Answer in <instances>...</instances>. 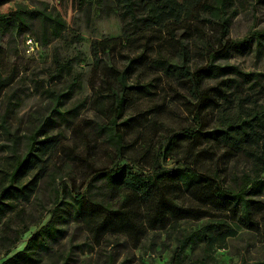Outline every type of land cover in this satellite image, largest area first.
<instances>
[{"label":"rangeland","instance_id":"374dc122","mask_svg":"<svg viewBox=\"0 0 264 264\" xmlns=\"http://www.w3.org/2000/svg\"><path fill=\"white\" fill-rule=\"evenodd\" d=\"M104 1L112 4L111 0ZM34 8L47 10L64 20L66 27L58 24L52 29L47 24L42 26L39 20H30V30L20 33L0 24V189L9 182L14 155L17 151L25 152L31 133L40 128L39 138L43 134L56 135L59 144L45 155L47 171L32 200L0 222V264H9L8 259L26 249L30 240L50 223L61 231L56 239H49V249L42 250L36 243L29 249L41 261L18 264H169L181 230L197 227L204 220H182L178 231L169 226L148 229L142 237L115 232L100 235L92 230L91 223L75 218L68 203L72 201L71 195L80 191H89L96 199L116 205L125 202L129 192H111L101 181L93 180L95 168H111L116 164L131 163L145 172L181 165L218 168L225 183L235 188L249 186L264 176L260 170L263 166L255 158L243 153L230 154L217 142L203 137L184 141L168 153L172 133L199 124L209 129L218 123L219 114L207 109L197 119L193 104L197 101L187 89L147 63L137 67L135 62L133 66L137 68L129 81L152 82L155 93L138 99L118 119L127 145L123 159L117 157L115 147L101 128L108 118L107 101L99 103L98 99L104 96L98 95L106 94L111 86L108 82L114 81L110 67L123 69L129 58L139 54L147 59L158 50L167 53L176 48L177 40L190 45L192 67L203 66L208 61V49L217 45L220 32L217 23L202 16L126 41L117 13H109L96 3L81 8L78 0H10L0 5V13ZM263 31L264 5L244 0L230 32V37L240 45L228 58H219L217 62L264 73ZM95 44L99 46V60L94 56ZM56 56L67 62L71 70L59 80L51 79ZM47 88L56 90L59 101L39 91ZM247 94L256 104L247 101L239 107L263 112L264 92L246 89L243 96ZM56 103L61 111L79 104L84 106L68 122L57 115ZM6 118L10 134L2 127ZM255 198L262 201L263 208L262 212H255L253 227L243 226L237 235L208 255L201 246L190 248L185 264H202L204 259L208 264L264 262V191ZM130 206L141 215L150 208L139 202H131ZM59 214L63 217H54Z\"/></svg>","mask_w":264,"mask_h":264},{"label":"trees","instance_id":"16d2710c","mask_svg":"<svg viewBox=\"0 0 264 264\" xmlns=\"http://www.w3.org/2000/svg\"><path fill=\"white\" fill-rule=\"evenodd\" d=\"M10 0H0V5ZM244 0H111L106 4L104 0H78L79 7L96 3L109 13H117L122 23L124 40L132 41L145 36L147 32L158 31L171 26L182 25L190 19L205 16L207 21L217 23L220 32L217 45L208 49V61L205 65L193 68L190 45L177 40V46L167 53L156 51L155 56L144 58L139 54L129 58L123 69L117 66L109 68V84L104 99L107 121L101 127L107 134L118 158L123 159L127 150L123 134L118 126L124 112L138 99L153 95L152 82L138 80L130 82L134 70L145 63L167 78L177 82L187 89L197 102L195 114L198 119L207 109L217 110L218 123L206 129L199 124L196 128L184 127L169 136L167 152L174 151L182 142L205 138L217 142L236 155L243 153L255 158L262 164L261 174H264V111L255 108L244 110L239 106L244 102L254 103L249 94L243 96L246 89L264 92V73L246 71L235 64L218 63L219 58H228L239 42L230 37L233 18L239 13V6ZM264 5V0H255ZM230 13V14H229ZM30 20H39L42 26L55 29L58 24L64 29L66 22L41 8L31 10H17L11 14L0 13V24L6 28H14L20 33L30 30ZM175 34L172 32V40ZM264 39V31L261 34ZM100 44V43H99ZM264 44V43H263ZM94 56L99 60V46L93 47ZM55 69L51 79L59 80L65 73H69L70 65L61 57H55ZM135 62L137 67L133 66ZM216 81V85L208 82ZM231 90V91H230ZM48 97L57 99L59 96L52 88L39 89ZM108 104V105H107ZM84 104H79L68 110L61 111L56 103V112L63 120L70 122L71 117H77ZM49 122V121H48ZM50 122H55L51 120ZM2 127L10 134L7 118L2 120ZM37 129L28 137L26 150L18 151L14 155L13 168L9 175V182L0 189V222L12 213H18L23 204L29 203L39 188L42 177L47 171L45 155H48L59 144L56 135L43 134ZM166 152V153H167ZM93 180L101 181L111 192L125 190L128 199L121 205L98 200L89 195V191L71 195L70 204L73 216L91 223L92 230L100 235L106 232L130 234L142 237L148 229L171 227L180 230L182 220H204L201 225L189 230H181L177 244L172 253L169 264H185L187 251L200 247L205 255L214 248L223 245L229 237L237 235L243 227H253L255 212H262V201L256 199L264 191V176L256 179L249 186L235 188L227 185L218 168H197L191 165L162 167L154 172L140 171L133 164H116L111 168H95ZM131 196V197H130ZM187 201V202H186ZM131 202L148 204V211L142 213L130 206ZM189 202V203H188ZM217 211L218 214L213 212ZM55 218L63 217L61 214ZM206 219V220H205ZM264 226V214L262 216ZM61 231L55 223H50L40 230L23 251L8 259L9 264L20 262L39 263L40 257L35 258L29 252L36 243L40 249H49V239H56ZM206 258V257H205ZM202 264H208L204 259ZM253 264H264L256 262Z\"/></svg>","mask_w":264,"mask_h":264}]
</instances>
